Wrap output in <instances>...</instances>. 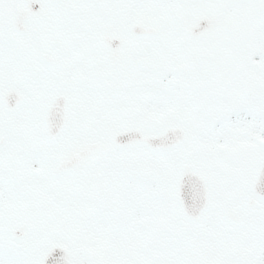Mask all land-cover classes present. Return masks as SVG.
<instances>
[{"label": "snow or ice", "instance_id": "obj_1", "mask_svg": "<svg viewBox=\"0 0 264 264\" xmlns=\"http://www.w3.org/2000/svg\"><path fill=\"white\" fill-rule=\"evenodd\" d=\"M34 0H0V89L8 83H25L24 68L14 63L5 47L17 22H43L44 13L31 12ZM179 13L191 32L214 10L232 13L222 33L211 31L189 41L195 91L174 119L181 134L173 143L146 152L138 164L135 193L148 204L175 202L181 178L190 172L205 177L210 205L218 199L237 200L254 195L250 178L264 173V0H169L159 5ZM55 8L56 5H49ZM28 100L16 113L15 123L41 127L52 99L46 78L26 82ZM240 110L252 116L250 126L232 120ZM13 117L0 104V264H100L94 242L69 217L49 220L31 215L6 190L5 142ZM185 197L192 191L188 181ZM264 205V199L260 200ZM62 259H48L55 247ZM233 264H264V238L243 249Z\"/></svg>", "mask_w": 264, "mask_h": 264}, {"label": "flooded vegetation", "instance_id": "obj_2", "mask_svg": "<svg viewBox=\"0 0 264 264\" xmlns=\"http://www.w3.org/2000/svg\"><path fill=\"white\" fill-rule=\"evenodd\" d=\"M167 2L169 0H34L31 12H43V22H30L24 18L17 22L11 37L5 41V47L11 50L13 62L23 66L25 83L11 82L0 89V104L13 117L6 136L3 164L6 190L29 214H39L50 220L52 201L65 203L66 198L47 191L49 187L41 176L46 167H49L51 176L52 164L71 142L91 139L109 141L112 134L127 129L159 134L166 127L177 125L161 126L158 132L148 133L140 124L144 116L137 112L133 113L132 122L117 130L112 131L107 122L122 95L125 97L127 93L133 92L138 82L141 83L148 74L156 73L163 67L161 54L166 40L173 36L190 37L194 41L206 31L219 36L232 16V13L224 10H214L188 32L184 29L179 13L159 6ZM52 4L56 7L50 8ZM135 26L155 32L137 34ZM186 48L174 50L183 55ZM182 59L189 67L185 72L192 76L189 56L183 55ZM41 77L53 85L51 103L44 114L42 126L21 128L14 118L28 100L26 82ZM54 102V109L60 116L64 115L66 105L67 117L63 132L50 142L45 136L44 118ZM146 152L149 151L144 145L123 150L112 148L107 156L90 166L82 175H68L77 178L80 184L76 203L77 223L82 234L88 236V231L98 227L99 219L106 214L114 221L117 209L123 216L130 208L129 199L124 197L125 200L116 201V191L95 190V173L90 172L111 156L130 154L141 160ZM249 198L218 199L213 205L209 203L198 225L192 224L181 214L176 199L175 202H167V205L174 210L179 220L183 219L190 232L206 223L213 209L216 212L234 209L243 215L245 223L236 227L223 220V224L238 236L264 214L261 199L255 196L249 204ZM56 209H60V205ZM99 237L97 233V247L105 241ZM93 255L98 259L99 251L93 250ZM237 258L228 257L223 252V260L207 264H233Z\"/></svg>", "mask_w": 264, "mask_h": 264}, {"label": "rangeland", "instance_id": "obj_3", "mask_svg": "<svg viewBox=\"0 0 264 264\" xmlns=\"http://www.w3.org/2000/svg\"><path fill=\"white\" fill-rule=\"evenodd\" d=\"M191 40L190 37L172 36L164 42V52L161 54L163 67L156 73L148 74L141 83L138 82L133 92L127 93L125 97L121 96V101L112 109L114 112L107 120L112 131L132 122L135 112L144 116L140 124L148 133L158 132L161 126L176 123V113L195 89L191 74L185 72V69L189 70L188 64L182 59L187 54L182 55L174 49L181 50ZM254 59L259 63L264 57L258 55ZM232 120L247 128L251 124L252 116L247 111L240 110L232 116ZM103 123L101 121L100 124ZM139 162L140 159H135L130 154L115 155L90 172L95 173V190L116 191V201L119 202L125 197L129 199L130 206L123 216L117 209L114 221L106 214L99 219L98 227L88 231L87 237L94 242L93 250L99 251L100 264H207L223 260V252L231 258L239 257L243 249L264 238V214L237 236L223 224L220 210L216 212L214 209L206 223L190 232L188 225L182 218L179 220L175 216L167 202L148 204L135 193ZM48 168L46 167L47 172L41 176L49 187L47 191L54 196L66 198L62 204L52 201L50 220L69 217L78 225V179L69 176L54 179ZM253 176L254 174L251 178ZM59 205L58 211L56 206ZM97 233L100 239L105 240L98 247Z\"/></svg>", "mask_w": 264, "mask_h": 264}, {"label": "water", "instance_id": "obj_4", "mask_svg": "<svg viewBox=\"0 0 264 264\" xmlns=\"http://www.w3.org/2000/svg\"><path fill=\"white\" fill-rule=\"evenodd\" d=\"M135 30L137 34H153L155 32L153 29L142 30L137 26H135ZM54 106H56L55 102L44 118L45 136L50 142L57 139L63 132L67 117L66 105L63 116L57 114ZM180 134L181 129L177 125L167 127L156 135L145 134L141 129H127L112 134L110 143L104 139L74 141L60 152L52 164L50 172L55 177L82 175L90 166L108 155L112 148L123 150L126 147L144 145L149 151H153L173 143ZM188 181L191 182L192 191L190 196L186 198L182 189ZM250 183L254 195L249 198L248 203L250 204L251 199L255 196L264 199V173L256 172ZM180 188L181 190L176 193V202L180 206V212L192 224L198 225L209 204L205 177L197 172L186 173L181 178ZM220 216L231 226H242L245 223L243 215L234 209H222ZM57 253H60V257L57 259H62L64 250L60 246L54 248L48 259L57 257Z\"/></svg>", "mask_w": 264, "mask_h": 264}]
</instances>
